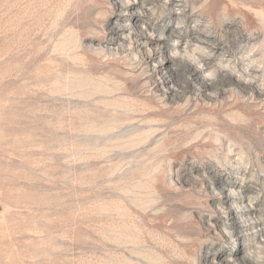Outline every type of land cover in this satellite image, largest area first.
I'll return each instance as SVG.
<instances>
[{
	"label": "rangeland",
	"instance_id": "1",
	"mask_svg": "<svg viewBox=\"0 0 264 264\" xmlns=\"http://www.w3.org/2000/svg\"><path fill=\"white\" fill-rule=\"evenodd\" d=\"M0 264H264V0H0Z\"/></svg>",
	"mask_w": 264,
	"mask_h": 264
}]
</instances>
